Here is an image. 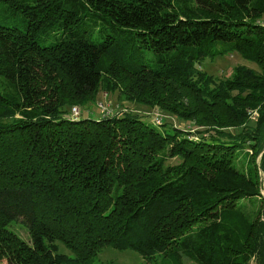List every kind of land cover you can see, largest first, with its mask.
I'll use <instances>...</instances> for the list:
<instances>
[{
  "label": "trees",
  "instance_id": "trees-1",
  "mask_svg": "<svg viewBox=\"0 0 264 264\" xmlns=\"http://www.w3.org/2000/svg\"><path fill=\"white\" fill-rule=\"evenodd\" d=\"M0 5L16 19L0 22V262L92 264L111 246L150 264H180L182 254L264 264V199L248 215L264 198V0ZM228 52L259 71L238 67L230 86L206 92L198 64ZM104 80L161 107L177 91L211 96L213 121L220 106L260 116L234 134L213 125L177 140L163 118L71 114ZM19 220L29 240L11 228Z\"/></svg>",
  "mask_w": 264,
  "mask_h": 264
},
{
  "label": "rangeland",
  "instance_id": "rangeland-1",
  "mask_svg": "<svg viewBox=\"0 0 264 264\" xmlns=\"http://www.w3.org/2000/svg\"><path fill=\"white\" fill-rule=\"evenodd\" d=\"M15 17L8 13L7 9L0 5V22L1 23H13ZM260 23L264 24V16L260 18ZM198 67L207 75L205 79V85H208L206 92H210L213 88L215 90H222L225 86H230V80L235 78L234 70L238 67H249L259 71L257 63L246 60L235 52H228L222 56L217 57L213 61L207 60ZM239 93L238 90H233L232 94ZM184 94H190V97L183 96ZM176 100H170V104H165V107H161L148 100L146 103H141L130 98L129 94L124 89L116 85L112 81L104 80L101 84L100 90L97 93L96 100L88 101L82 105H76L80 108L81 115H94L95 117L103 114H112L133 112L142 115L145 121L149 119L158 121H169L176 127L177 140L183 139L185 134H192L191 132H197L199 129L210 127L213 125H219L221 129L228 130V132L237 133V130L247 128L249 124H253L255 120L260 116L259 109H247V113L243 115L237 111H223V107H219L216 110V115L222 116V120L213 121L211 117L212 109L211 96L202 97L198 93H189L187 90L175 92ZM196 103L198 107L193 108L187 105V99ZM220 101V100H219ZM204 105L205 108L200 107ZM70 110V108H69ZM166 110V111H165ZM235 112V113H234ZM72 114V113H71ZM188 115V117H186ZM190 116V117H189ZM176 124V125H175ZM223 125V126H222ZM222 126V127H221ZM239 128V129H238ZM241 132V131H240ZM195 140V139H194ZM196 141V140H195ZM169 161H179L177 158H171ZM258 161V160H257ZM259 162V161H258ZM261 181L263 183L262 191L264 194V173L261 171ZM263 199L258 201L254 208L248 209V215H255L257 210L261 208ZM11 228L15 230L21 238L26 240L30 239L29 229L24 223L19 220L11 224ZM58 245V251L64 256L75 257L76 254L61 240H54ZM160 257V256H159ZM150 264L144 259V257L137 251L132 249L119 250L111 246H105L100 248L96 252L93 258L92 264ZM180 264H196L187 255L182 254L181 259L178 261ZM0 264H10L6 260L0 262ZM15 264V263H12ZM154 264V263H151Z\"/></svg>",
  "mask_w": 264,
  "mask_h": 264
},
{
  "label": "bare ground",
  "instance_id": "bare-ground-1",
  "mask_svg": "<svg viewBox=\"0 0 264 264\" xmlns=\"http://www.w3.org/2000/svg\"><path fill=\"white\" fill-rule=\"evenodd\" d=\"M74 108H77V109H78V114H77V115H79V114H80V108H79V107H76V106H74V107L72 108V114H73V115H76V114L74 113Z\"/></svg>",
  "mask_w": 264,
  "mask_h": 264
},
{
  "label": "built area",
  "instance_id": "built-area-1",
  "mask_svg": "<svg viewBox=\"0 0 264 264\" xmlns=\"http://www.w3.org/2000/svg\"><path fill=\"white\" fill-rule=\"evenodd\" d=\"M74 113L77 115L78 114V109L74 108Z\"/></svg>",
  "mask_w": 264,
  "mask_h": 264
}]
</instances>
